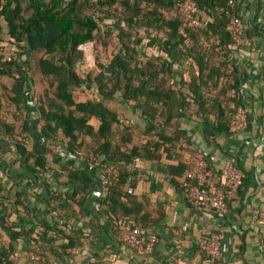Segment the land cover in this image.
Here are the masks:
<instances>
[{
    "label": "trees",
    "instance_id": "1",
    "mask_svg": "<svg viewBox=\"0 0 264 264\" xmlns=\"http://www.w3.org/2000/svg\"><path fill=\"white\" fill-rule=\"evenodd\" d=\"M180 1L0 0V36L7 29L12 43L22 48V55L42 53L38 71L41 78L49 80L52 90L45 92L31 114L29 91L34 81L30 63L27 69L15 61L14 53L12 61H5V50L0 48V76L14 79L10 100L17 112L26 110L23 130L30 132L33 139L29 145L16 138V125L2 117L4 103L0 97V160L3 162L2 153L15 152L13 164H0V207H4L17 181L11 172L17 166L16 170L27 176L28 196L44 204L53 218L50 221L35 213L28 203L35 229L16 231L1 209L0 228L12 242L28 237V253L42 258L38 264L54 263L52 257L76 264L69 250L81 247L84 241L93 245L101 240L90 229H75L68 222L79 215L73 205L86 208L89 198L93 211L108 222L121 244L119 238L128 226L156 232L151 228L163 219L152 224L149 216L137 209V170H128L127 166L137 163L143 153L139 147L123 150L115 144L117 128L124 134L121 143L126 145L136 127L121 122L110 103L141 113L147 125L145 133H162L164 142H179L184 134L186 142H190L192 138L183 131L175 134L180 137L170 139L161 132L179 130L176 124L183 119L205 121V134L215 143L216 132L233 134L231 123L237 108L245 106L242 81L246 79L232 59L235 37L231 17L226 13L230 0H195L207 13L201 27L183 26ZM113 40L116 47L111 58H98L95 68L85 74L79 72L85 59L83 46L93 44L97 51L109 48ZM148 49L151 54L145 52ZM83 87L95 89L97 99L77 101L74 91ZM92 119L99 122L98 127L91 124ZM49 144L58 153L49 149ZM91 153L96 160L118 168V180L104 196L97 195L102 174L90 160ZM66 155L74 160H66ZM78 161H83L81 167ZM236 161L240 167L237 158ZM185 165L187 171L189 166ZM56 167L66 174V181L59 179ZM4 178L12 182L10 188L5 186ZM54 180L69 185L70 191H56ZM179 187L185 195L180 182ZM16 197L23 204V194L17 193ZM231 201L227 199L228 205ZM102 243L108 244L105 239ZM13 250L12 243L5 247L0 241V264H14L10 261ZM199 252L209 264L217 262L204 250L199 248ZM94 257V261L103 260L101 255Z\"/></svg>",
    "mask_w": 264,
    "mask_h": 264
},
{
    "label": "crops",
    "instance_id": "2",
    "mask_svg": "<svg viewBox=\"0 0 264 264\" xmlns=\"http://www.w3.org/2000/svg\"><path fill=\"white\" fill-rule=\"evenodd\" d=\"M256 1L238 0V11L246 16L244 19L251 46L239 48L234 44L231 48L232 59L243 71L246 79L242 81V86L245 93L244 103L250 113L249 128L245 132L232 135L216 132L218 142L215 143L205 134V121L183 119L176 124L179 130L172 128L167 131L161 128V132H165V136L170 139L175 138L178 131H183L192 138L190 142H186L185 134L179 142H164L161 139L162 133H145L147 125L141 119V113L126 106L122 107V112L116 109L121 122H124V115L128 118L126 124L131 122L136 127L130 143H121L123 133H120L118 140L114 142L121 145L123 150L135 146L143 153V157L135 163L137 209L143 215L149 216L152 224L163 217L158 225L151 228L159 234L160 243L152 254H140L117 242L108 222L93 211L92 199L89 198L87 202L90 203V209L89 205L82 208L74 204L73 209L79 215L72 216L68 222L75 229L78 224H82L101 240L94 241L93 245L84 241L80 247L81 254L75 257L76 264H209L198 247V239L207 231L219 233L223 239V255L215 264H264V28L253 25L252 16L259 12ZM239 76L241 77L240 74ZM31 107L33 114L34 106ZM98 124L96 120V125H92L98 127ZM28 136L30 145L33 141L30 132ZM178 137L180 136H176ZM199 150H207L218 159L233 151L245 174L239 197L229 203L222 217L213 212L202 213L193 209L179 187L186 171V159ZM2 157L1 165L13 164L15 152L7 151L2 153ZM82 164L83 161H80L77 166L81 167ZM16 168L17 166L11 168L17 181H14V187L9 192V199L4 207H0L2 214L6 215L16 231L36 228V223L28 214V203L35 213H41L46 219L53 221L45 205L28 196L27 176ZM56 170L59 179L66 181V174L61 172L59 167H56ZM3 181L7 188L11 187L10 180L4 178ZM95 182H98L96 178ZM54 185L70 187L56 180ZM17 193L23 194V204L18 203ZM140 224L144 226L142 222ZM102 239L108 244L102 243ZM27 240L28 237L23 236L12 242L10 235L0 228V241L5 247L12 243L13 252L20 250L24 254L28 253ZM95 255H101L103 260L94 261ZM52 260L57 264H68L63 258L52 257ZM19 264L36 263L23 259Z\"/></svg>",
    "mask_w": 264,
    "mask_h": 264
},
{
    "label": "built area",
    "instance_id": "3",
    "mask_svg": "<svg viewBox=\"0 0 264 264\" xmlns=\"http://www.w3.org/2000/svg\"><path fill=\"white\" fill-rule=\"evenodd\" d=\"M259 6V12L252 16L254 26L264 28V0L256 1ZM180 13L185 18L184 27L191 25L201 27L204 25V18L207 16L205 11L200 10L195 0H182L178 4ZM226 13L231 17V26L235 37V45L237 47H250L251 40L247 34V24L238 11V0H230ZM261 29V28H260ZM5 61H12V55L3 53ZM39 102L34 86L29 91V104L35 106ZM249 110L246 106H239L231 123V132H245L249 128ZM23 142H30V136H24ZM49 149L58 153V149L54 145L49 144ZM66 160H74L73 157L66 155ZM96 166L101 168L102 184L98 188L97 195L104 196L108 193L113 181L118 180V168L114 164H104L95 159L93 153L90 154ZM80 162V161H78ZM189 169L180 181L181 187L185 191V197L191 204L193 209L202 213L213 212L222 217L228 209L227 199H237L239 191L244 184L245 174L238 166L236 155L233 151L229 152L222 158H216L207 150H199L198 153L190 155L186 159ZM128 170H133L135 164H129ZM54 189L60 193L66 194L70 191V187H60L54 185ZM262 221L264 223V212L262 213ZM83 227L82 224H78ZM119 240L131 250L140 254H152L160 243V236L156 232L143 230L138 226L133 228L128 226L126 232ZM198 247L204 250L207 255L214 261H219L223 255L224 245L221 234L207 231L204 236L198 239ZM73 255L81 254V248H73L69 250ZM36 263L42 262V258L35 253H23L16 250L11 253L10 261L19 264L21 260ZM57 264V263H47Z\"/></svg>",
    "mask_w": 264,
    "mask_h": 264
},
{
    "label": "rangeland",
    "instance_id": "4",
    "mask_svg": "<svg viewBox=\"0 0 264 264\" xmlns=\"http://www.w3.org/2000/svg\"><path fill=\"white\" fill-rule=\"evenodd\" d=\"M6 26V25H5ZM116 43L113 40L111 46L107 49L99 48L97 51L94 48L93 44H87L83 46V51L85 53V59L83 60L82 65L79 67L80 73H88L90 70L95 68L96 59L100 58L101 60H107L111 58L112 53L115 51ZM0 48H4L6 54L11 55L14 53L15 61L19 64L25 66L28 69V61L30 63V73L33 77V81L35 82L34 88L36 90L37 96L39 99L44 96L46 91H52L50 88L49 80L41 78V75L38 71V60L42 56V53H35L32 57L27 55H22V48L19 46H15L10 40V36L7 33V29L3 31V34L0 36ZM148 51V52H147ZM148 54L150 50H146ZM14 84V79L9 76H0V97L4 103V109L2 111V117L9 123H14L16 125V138L18 140H22L25 138L24 136H28V132L23 130L24 121L27 120V112L26 110L22 112H17L15 107L10 100V90ZM74 95L77 101H86L88 99H97L99 96L95 89H86L85 87L81 89H76L74 91ZM110 106L118 111H123V106L117 103H110ZM27 116V117H26ZM122 120L124 123L127 122L128 118L124 115L122 116ZM92 124L96 125V120L91 121ZM131 123V122H129ZM120 130L117 128L113 135L114 140H118V136L120 135ZM26 143V142H25ZM28 144V142L26 143ZM28 146V145H27ZM10 151V150H9ZM10 160V159H9ZM11 161V160H10Z\"/></svg>",
    "mask_w": 264,
    "mask_h": 264
}]
</instances>
